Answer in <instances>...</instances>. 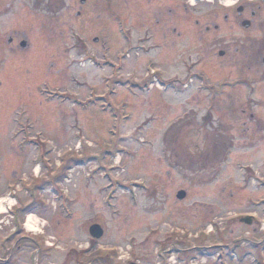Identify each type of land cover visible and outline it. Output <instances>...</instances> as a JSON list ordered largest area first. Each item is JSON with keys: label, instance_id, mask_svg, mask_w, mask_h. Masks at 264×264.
<instances>
[{"label": "rangeland", "instance_id": "rangeland-1", "mask_svg": "<svg viewBox=\"0 0 264 264\" xmlns=\"http://www.w3.org/2000/svg\"><path fill=\"white\" fill-rule=\"evenodd\" d=\"M236 1H199L192 15L204 22L211 19L212 5L226 11L244 1L263 5V0ZM8 2L1 0L0 18V264H34L30 254L39 247V264H108L95 258L111 249L109 264H184L185 252L170 258L155 246L170 235L166 246L182 236L190 204L193 236L203 217L211 221L208 229L224 222V249H194L193 264H252L251 246L264 247V128L256 130L264 127V85L255 82L251 91L235 79L241 67L245 76L258 80L264 65L243 61L216 71L217 62L208 54L230 46L264 56V7L249 30L223 24L206 35L209 41L193 38V50L191 34L179 38L176 76L187 80L188 88L147 90L140 65L159 58L153 51L140 58L134 49L126 57L120 21H103L106 30L99 26L105 31L101 40L110 44L103 59L102 42L93 41L99 35L95 26L74 20L75 0H64L63 10L52 15L36 11L31 0H15L11 8ZM71 27L79 42L71 37ZM129 27L136 48L142 32L134 22ZM13 30L26 33L28 48L7 42ZM76 43L80 52L73 49ZM189 56L197 62L194 68L186 62ZM174 74L170 70L168 77ZM238 101L263 120L244 125L246 117L234 110ZM179 190L187 199L174 197ZM166 195L178 202H162ZM252 214L251 225L240 221ZM95 223L104 231L100 239L89 233ZM217 239L211 233L205 244Z\"/></svg>", "mask_w": 264, "mask_h": 264}, {"label": "flooded vegetation", "instance_id": "flooded-vegetation-1", "mask_svg": "<svg viewBox=\"0 0 264 264\" xmlns=\"http://www.w3.org/2000/svg\"><path fill=\"white\" fill-rule=\"evenodd\" d=\"M159 2H155L153 0H144L142 3H137L136 0L133 2H129V0H123L122 5L115 6L114 0H85L84 2L82 0H75V11L74 13V20H80L81 22H91L95 26V33L99 34L98 36L94 37L93 41L98 42L100 39V42H102V54L100 58L106 59L108 57V51L109 49V40H101L102 37L100 34L105 33V31H101L99 26L102 27V29L106 30L103 26L108 24L103 21H120L123 28V40H124V50L126 57L130 58L131 49H134L133 51L138 50L140 52L142 58V55L144 53L152 52L155 53L156 57L159 58V63H155L153 61H144L140 66H142V74L143 79L145 81V84L148 83V88L156 87L158 84L160 86L162 85H180L181 87H184L186 85V81L183 80V82H179V78H177V71H178V55L176 54L177 49V41L180 38H183L186 34H191V39L189 43V48H193L192 39L198 38V42L203 43L205 41H209L206 38V35H208L211 32H219L223 24L230 23L234 26L241 27L244 30H249L250 28H254L257 22V19L259 17L260 10L264 7V0L263 5H257L253 2H247L244 1L240 4L241 0H237L235 2L234 7L230 8L226 11V8H214V6H211V9L207 12H211V19L206 20L204 22H201L199 18H195L192 15V12L197 9V6L199 5V2H191L190 5H186L184 2L180 4L178 0H156ZM216 0H212L208 3H214ZM64 0H31L32 6L35 8L36 11H48L50 15H52V11H55L58 13L59 10H63L65 7L62 5ZM15 3V0H12V2H8L5 4L6 7L11 8V5ZM29 3V2H28ZM129 5H133V17L129 16ZM2 3L0 0V18L2 14ZM115 6V7H114ZM116 8V9H115ZM121 9V11L117 10ZM104 11V15L100 14V11ZM184 17L182 19H179V14H183ZM63 14V13H62ZM100 17H103L102 19H99ZM134 17L139 18L135 19ZM134 18V19H131ZM129 20L131 23L134 22V25L142 32V35L140 36L139 45L135 48L134 38L131 36V29L129 26ZM102 21V22H99ZM72 20L69 19L68 23H71ZM98 22V23H97ZM65 24V23H62ZM97 24V25H96ZM61 25V24H60ZM245 25L248 27L245 28ZM113 27V25H112ZM108 28V30L111 31ZM66 33L67 30H64ZM69 33H71V37L74 38V40H77L79 42L81 39L80 34L77 33V30L75 27H71L69 30ZM155 36V38L153 37ZM61 36V34H60ZM70 36V35H69ZM78 36V38H77ZM156 38H160V41L156 40ZM155 39V40H154ZM7 42L11 45H14L16 48H28L29 42L28 38L26 36L25 32H16L12 31V34L8 37ZM24 46V47H23ZM201 46V45H200ZM208 47V44L205 45V48ZM82 48V46L79 43H76L73 45L74 50H79ZM203 48V46H201ZM217 49V48H216ZM213 49L212 53L210 52L208 56L213 57L214 60L217 62V69L218 70H230L233 66H239L243 64V61L248 62L249 64H254L255 66H258L260 62L264 65V56H261L259 53L255 52H249L245 50H240L238 48L232 49L230 46H227L226 49L222 50L219 49ZM205 50H202V52ZM207 52V51H206ZM216 55V56H215ZM94 57V55H93ZM86 58V57H82ZM81 58V59H82ZM88 59V58H87ZM98 59V58H97ZM90 60V59H89ZM207 61V60H206ZM187 63L190 62L191 68H194L197 65V62L193 60L192 57H188ZM80 63V61H78ZM108 63V62H106ZM97 66V65H95ZM106 67V64L104 65ZM188 67V66H187ZM170 70H176V74L174 76L168 77V73H170ZM244 70L241 69L238 73L240 74V77H236V84H248L251 87V91L255 90V87L253 86L255 82L257 83L260 81V83H263L264 85V72L261 73V75L258 77V80L255 78H250L245 76L243 73ZM191 74V73H189ZM202 74V73H201ZM195 75H198L196 73ZM203 79H206L204 74H202ZM192 78H189L190 81ZM202 79V80H203ZM208 80L212 81L210 78H207ZM221 81V80H219ZM180 83V84H178ZM142 84V83H140ZM65 93V92H64ZM253 93L248 94V98L252 96ZM85 96V95H84ZM77 97V96H74ZM83 97V96H82ZM69 98V96L67 97ZM80 98V97H79ZM82 99V98H80ZM85 101H90V99L84 98ZM75 100H77L75 98ZM79 100V99H78ZM240 101V100H239ZM238 101L237 105L235 106L234 110L238 112V115L245 116L246 120L243 123L246 124L247 121H257L258 124L263 119L261 115L254 114L253 112L248 110L247 108L242 107L240 105V102ZM212 114L211 112H209ZM242 118V117H241ZM261 124V123H260ZM264 127H261L259 125L256 130H263ZM149 201L154 202L156 197L154 194L148 195ZM177 198V193L174 196ZM187 194L183 199H187ZM170 200L172 203H177L178 201H182L181 199H178V201L173 200V196H164V200L162 202H165L166 200ZM159 202L157 200L155 203ZM193 204H190V208L188 210H185L186 213V220L189 222V227L187 226V230L183 231L182 236L175 237L172 240V243H169V245H165L167 241L170 240V238H167L163 241L158 240L156 243L158 246H155L156 250H164L166 251L167 255L171 258L172 255L179 254L181 252H185V256L183 259L184 264H193V254L191 253L194 251V249H198L199 251L206 252L209 251L210 248H215L218 250L224 249L225 246L223 245L222 239L224 237V227L220 226V222H218L216 225V230L214 226L212 229H208L209 224L211 221H209L208 217H203L198 222V224H201V227L197 230L195 236H193ZM221 211L218 213V215L224 214V207L221 206ZM171 213L174 215V210H171ZM184 213V214H185ZM253 216V215H252ZM221 218H218L220 220ZM223 219V218H222ZM210 222V223H209ZM204 225V226H203ZM224 225V222L222 223ZM204 227V228H203ZM211 233H216L217 236V243H213L211 245L205 244L206 239L211 235ZM185 234V235H184ZM183 235L185 237H183ZM264 237V235H263ZM185 238V240L183 239ZM195 240H201L204 241V244L199 243L195 244ZM224 240V239H223ZM186 241L188 243V246H183V243ZM200 242V241H199ZM180 245V246H176ZM168 247V248H165ZM166 250H165V249ZM263 247L258 246L255 247L256 252H258V256L254 258L251 263L252 264H264V258L261 257L262 255V249ZM19 249V247H18ZM147 249V248H146ZM50 250V249H49ZM108 251V250H107ZM114 249H111L108 251L106 256H99L95 259L99 260L100 262L106 261L108 264V260L112 259ZM169 251V252H167ZM164 256V254H160V257ZM158 258V256H157ZM169 258V259H170ZM169 259H166L167 262ZM180 262H182L180 260ZM101 264V263H100Z\"/></svg>", "mask_w": 264, "mask_h": 264}, {"label": "water", "instance_id": "water-1", "mask_svg": "<svg viewBox=\"0 0 264 264\" xmlns=\"http://www.w3.org/2000/svg\"><path fill=\"white\" fill-rule=\"evenodd\" d=\"M82 1L84 2L85 0H82ZM247 27L248 26L245 25V28H247ZM185 195H186V192L185 191H180V192H178L177 197L179 199H182V198L185 197ZM241 221L244 222V223H246V224H248V225H250L251 222H252V219H251V217H247V218H243ZM89 233H90V235L93 238L100 239L103 236L104 231H103L102 227L99 224H93L90 227V229H89Z\"/></svg>", "mask_w": 264, "mask_h": 264}, {"label": "bare ground", "instance_id": "bare-ground-1", "mask_svg": "<svg viewBox=\"0 0 264 264\" xmlns=\"http://www.w3.org/2000/svg\"><path fill=\"white\" fill-rule=\"evenodd\" d=\"M204 2V1H203ZM164 88V87H163ZM0 201H1V199H0ZM4 208H2V210H3ZM30 217V216H29ZM28 228H31L32 230H35L34 228H32L30 225H26Z\"/></svg>", "mask_w": 264, "mask_h": 264}]
</instances>
